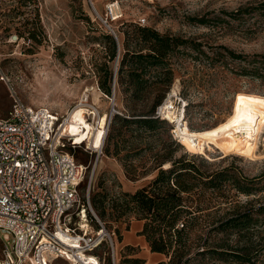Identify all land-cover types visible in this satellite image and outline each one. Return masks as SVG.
Wrapping results in <instances>:
<instances>
[{"label": "rangeland", "instance_id": "374dc122", "mask_svg": "<svg viewBox=\"0 0 264 264\" xmlns=\"http://www.w3.org/2000/svg\"><path fill=\"white\" fill-rule=\"evenodd\" d=\"M261 3L264 0H0V115H7L15 98L33 106H47L60 115L68 113L73 122L85 124H67L75 143H87L90 129L96 121L99 125L92 146L87 143L68 150L87 167L86 175L91 179L81 184V197L85 201L89 198L112 239L113 248L103 242L96 251L103 264H133L131 259L139 258L136 248L126 247L121 241L122 233L135 220L133 213L118 217L110 198L123 192L122 182L131 186L155 176L158 169L153 168L158 163L154 155L164 150L171 152L173 160L181 155L193 158L205 175L225 171L231 177L218 188L207 187L206 179L195 180L194 190L183 194L188 205L200 203L206 208L196 213L200 217L192 225V233H218L232 243L242 232L252 242L249 262L204 257L200 264H264V214L255 211L264 205V130L258 139L260 155L256 159L230 152L234 141L229 143L227 155L216 148L205 153L192 151L180 139L178 145L172 144L170 129L176 121L169 117L166 118L172 123L165 121L152 134L136 132L133 146L129 147L127 140L133 138L129 132L110 138L107 123L112 106L98 86L99 73L94 66L102 61L104 43L99 35L109 31L108 25L118 30L123 39L126 24L144 18L143 26L200 43L202 53L187 43L169 56L170 79L162 75L160 79L151 76L150 80L165 90L160 105L172 99L178 112L183 109L190 129L213 127L232 112L238 93L264 96V79L240 74V61L228 57L223 49L264 53V12L254 10ZM199 19L204 22L199 23ZM115 63L116 60L110 65L114 67ZM86 95L87 103L96 107L98 114L87 105L80 106ZM113 108L125 112L120 95ZM94 147L102 149L93 169L97 156ZM116 147L119 152L114 156ZM168 166L170 162L161 167ZM94 194L104 207V217L92 205ZM250 209L252 220L246 228L227 229L226 234L216 231L221 219ZM184 219L185 216L181 220ZM1 246L0 241V249ZM196 263L195 259L190 264ZM54 264L65 263L59 259Z\"/></svg>", "mask_w": 264, "mask_h": 264}, {"label": "trees", "instance_id": "16d2710c", "mask_svg": "<svg viewBox=\"0 0 264 264\" xmlns=\"http://www.w3.org/2000/svg\"><path fill=\"white\" fill-rule=\"evenodd\" d=\"M254 10H263L261 3ZM203 23V19L198 20ZM123 39L119 37L118 30L114 33L101 32L99 39L104 43L102 47V61L94 63L99 73L98 86L105 96L114 92L123 99L125 112L112 114L109 123L110 138L119 137L123 132H129L128 146L132 147L138 131L152 134L161 127L166 119L155 116V110L162 102L165 90L151 81V76L160 79L162 75L171 78L172 71L167 65L169 56L180 50L187 43L198 53H202L201 44L160 33L156 29L143 26L139 23L126 24ZM34 32L30 36L34 37ZM100 45V44H99ZM226 55L231 59L239 60V72L264 79V53L243 54L235 53L223 47ZM218 54L217 51L214 52ZM116 60L112 67L110 62ZM171 123V122H170ZM118 125V126H117ZM172 129V128H171ZM170 129V134L172 136ZM173 138V136H172ZM117 142V141H116ZM180 141L173 138L172 144ZM117 144V143H116ZM164 150L165 147H161ZM119 149L116 147L112 154L116 156ZM170 151H158L154 159L158 169L157 174L147 183L133 192L123 191L110 198L111 207L118 217L132 212L135 219L143 220L141 234L144 235L149 249L152 252L164 254L165 258L157 264H190L197 260L200 264L204 257L219 261H228L230 258L239 262H249L253 252L251 239L239 232L237 239L232 243L218 233H192V225L200 215L196 213L206 209L200 203L187 204L183 194H189L196 186L195 180L206 179L204 184L210 188H218L228 178L225 171L212 175L201 173L193 158L181 155L179 159H171ZM170 162V166L163 169L161 166ZM242 191L247 192V190ZM92 205L100 217H104V207L97 194L92 196ZM251 209L244 213H235L231 217L221 219L216 231L246 228L252 220ZM255 211L264 214V205ZM185 216L184 222L181 220ZM182 224V227H179ZM129 226V224H128ZM126 227V229L128 228ZM132 248V247H129ZM133 264H142L141 258H132Z\"/></svg>", "mask_w": 264, "mask_h": 264}, {"label": "built area", "instance_id": "2783aa9c", "mask_svg": "<svg viewBox=\"0 0 264 264\" xmlns=\"http://www.w3.org/2000/svg\"><path fill=\"white\" fill-rule=\"evenodd\" d=\"M108 30L114 33L109 25ZM106 97L113 107L114 92ZM87 100L86 95L79 104L98 114ZM163 103L155 116L166 119ZM68 121V113L60 115L20 98L13 100L6 116L0 115V264H54L59 259L65 264H103L98 247L107 242L113 248L89 198L81 197V184L88 178L90 183L91 177L68 147L87 143H75ZM171 133L179 141L175 128ZM101 149H93V169ZM84 221L88 228L80 224Z\"/></svg>", "mask_w": 264, "mask_h": 264}, {"label": "bare ground", "instance_id": "6f19581e", "mask_svg": "<svg viewBox=\"0 0 264 264\" xmlns=\"http://www.w3.org/2000/svg\"><path fill=\"white\" fill-rule=\"evenodd\" d=\"M240 97H243L244 99L239 100L238 98ZM171 100L172 99L168 98L162 105V115L164 118L169 117L171 120L174 119L176 121V123H173V128H175L179 139L188 144L192 151L205 153L207 149L215 150L216 148L225 153V155L235 151L252 159L259 158L260 154L258 153L257 145L260 134L264 130V96L246 92L238 93L234 102L233 110L227 118L217 125L203 130L190 129L183 118V110L182 113L178 114V111L175 109ZM238 104L240 105L239 109L237 108ZM238 117H243V119L237 124L236 120ZM70 119L71 117L67 122L69 126L79 124L85 126L84 123L81 124L77 122L78 120L73 122L72 119ZM230 124L232 125L231 127L228 126ZM97 125L98 123L96 121L94 126L90 129L89 138L87 137V143L91 144V146L99 130V125ZM232 141L235 142V146L230 151L228 145ZM261 156H264V152ZM80 224L86 228L89 226L85 221Z\"/></svg>", "mask_w": 264, "mask_h": 264}, {"label": "crops", "instance_id": "0c3cea01", "mask_svg": "<svg viewBox=\"0 0 264 264\" xmlns=\"http://www.w3.org/2000/svg\"><path fill=\"white\" fill-rule=\"evenodd\" d=\"M145 183H136L131 186H127L122 182L121 188L122 191L133 192ZM143 225V220L135 219L133 221H130L128 228L122 233L121 241L126 247L136 248V255H138L139 258L143 260L142 264H157V262L164 259L165 256L162 253L150 251L149 245L144 235L141 234Z\"/></svg>", "mask_w": 264, "mask_h": 264}, {"label": "snow or ice", "instance_id": "6c2138e0", "mask_svg": "<svg viewBox=\"0 0 264 264\" xmlns=\"http://www.w3.org/2000/svg\"><path fill=\"white\" fill-rule=\"evenodd\" d=\"M238 99H239V100H243L244 98H243V97H240V98H238ZM239 107H240V105L238 104V105H237V108L239 109ZM241 119H243V117H238L237 120H236V123L238 124V123L240 122ZM228 126L231 127L232 125L230 124V125H228Z\"/></svg>", "mask_w": 264, "mask_h": 264}, {"label": "water", "instance_id": "95a60500", "mask_svg": "<svg viewBox=\"0 0 264 264\" xmlns=\"http://www.w3.org/2000/svg\"><path fill=\"white\" fill-rule=\"evenodd\" d=\"M90 5H91V3H90ZM91 7L93 8V6H92V5H91ZM111 110L113 111V110H114V108L112 107V108H111Z\"/></svg>", "mask_w": 264, "mask_h": 264}]
</instances>
